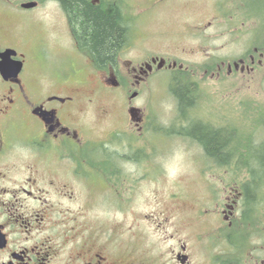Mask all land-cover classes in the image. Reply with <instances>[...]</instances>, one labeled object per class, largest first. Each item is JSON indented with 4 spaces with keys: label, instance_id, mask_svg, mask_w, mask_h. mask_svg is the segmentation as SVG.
<instances>
[{
    "label": "flooded vegetation",
    "instance_id": "flooded-vegetation-1",
    "mask_svg": "<svg viewBox=\"0 0 264 264\" xmlns=\"http://www.w3.org/2000/svg\"><path fill=\"white\" fill-rule=\"evenodd\" d=\"M81 1L118 28L108 62L97 61L80 45L74 13L61 0H0V264H194L196 247L210 252L205 263L220 264L212 247L228 246L237 223L249 226L243 220L248 197L242 186L228 191L221 180L214 191L208 183L207 200L187 193L155 197V215L141 216L132 204L143 175L132 180L125 165L148 173L147 138L163 136L146 107L148 83L158 72H170L171 83L192 78L193 71H203L204 78L209 71L211 78L250 74L263 67L264 52L253 47L219 62L206 57L190 69L177 55L149 47L141 24L153 9L170 2L189 6L193 0H143V6ZM28 2L36 6L23 8ZM46 4L59 18L50 27ZM138 7L140 13H133ZM201 24L207 27L202 20L195 34L183 33L194 37ZM199 38L207 43L205 36ZM202 44L189 49L198 52ZM189 82L192 90L200 87ZM105 96L114 106L100 109L98 101ZM174 103L179 116L175 98ZM187 200L189 212L183 214ZM250 204L255 215L258 204ZM117 215L143 223L138 246L133 222L117 229ZM258 249L248 251L240 264H264V240Z\"/></svg>",
    "mask_w": 264,
    "mask_h": 264
},
{
    "label": "rangeland",
    "instance_id": "rangeland-1",
    "mask_svg": "<svg viewBox=\"0 0 264 264\" xmlns=\"http://www.w3.org/2000/svg\"><path fill=\"white\" fill-rule=\"evenodd\" d=\"M120 1L122 3L123 1L125 3L126 1L130 2L134 6L140 3L137 5L142 4L141 6H143V0ZM172 3L147 13L146 20L141 24L142 31L147 35L150 42L149 47H153L158 52L177 55L179 58L177 60L184 63L185 66H189L190 69L195 67V64L201 65L207 60L206 57L217 59L216 62L236 59L249 49L252 41H255V36L259 38V41L256 42L262 44V47L264 45V35L261 32L262 27L259 18H249L250 15L244 16L248 10L244 7L243 0H193L189 6L179 7H175ZM257 4L259 13L264 16V0H257ZM144 7L146 6L144 5ZM43 8L46 15L45 25L50 27L53 21L59 19L58 15L50 11V4H46ZM140 9L141 7L136 8L133 13H140ZM184 18H189L190 21L185 23ZM202 20L207 27L204 29L201 24V30L196 32L194 37L189 33L188 35L183 33L185 31H198V24ZM193 21H195V26L191 25ZM208 22L210 25L207 24ZM39 32L43 33L44 31L41 29ZM199 36L208 38L207 43L206 39L199 38ZM201 41L203 48L200 51L192 52L189 49L198 46ZM67 42L69 46V39ZM183 49L187 53L182 54ZM192 73H194L193 76ZM190 75L192 78L184 77L186 83L190 84L189 81H194L199 83L200 87L197 86L196 89L198 90V101L193 108V113L186 112L184 119L180 118L174 111V98L169 90L172 74L168 71H160L148 83L146 93L147 115L150 120L155 122L157 125L155 128L162 132L163 136L150 135L147 138L145 163L148 164L147 171L150 170L148 173L145 171L136 173L135 167H131L129 163L125 165L132 173V180L138 179L139 174L143 175L141 180L143 182L141 184L139 182L138 187L133 189L134 203L132 207L137 215L142 216L146 213H154L155 215V197H158V200L165 199L173 193H187L197 198L205 195V200H207L209 194L205 187L208 183H212L214 185L213 190L218 191L220 184L218 181L225 180L228 183L227 189L229 191L234 189V184L240 183L245 176V173L230 174L229 166L222 167L213 163L205 157L204 152L196 143L184 136H178V131L186 128L188 122L204 123L206 121L204 124L208 123L217 128L228 126L223 128L224 131L221 134L224 137L229 134L233 135L237 144L239 142L241 145L247 146L249 140L252 139L255 142L264 141V130L261 126L264 124V59L263 67L250 74L239 71L229 76L223 73L221 77L211 78L209 71L207 77L204 78L203 71H193ZM186 83L181 85L187 86ZM107 104L114 106L105 96L104 99L98 101L97 106L102 109L107 107ZM91 117H95L94 112ZM177 146H183L187 153V166L181 174L175 178H170L166 174L163 164ZM154 166L157 167V172L151 170ZM255 201L260 213V232L256 231L255 234L257 235L250 237H254L252 243L251 241L248 242L251 251L258 252V247L264 240V197ZM184 205L186 207L183 214L189 212V201L187 200ZM129 218L122 219L117 215L115 220L117 229H121L119 224L127 226L133 222V244L138 246L142 241L140 234L143 223L138 219ZM147 231L150 230L147 229ZM258 238L260 243L257 241ZM197 248L192 251V261L194 264H203L205 263L204 258L208 259L205 255L210 254V252L208 253V250L199 251ZM212 248L214 257L221 259H226L232 249L229 243L226 247H218L217 245Z\"/></svg>",
    "mask_w": 264,
    "mask_h": 264
},
{
    "label": "trees",
    "instance_id": "trees-1",
    "mask_svg": "<svg viewBox=\"0 0 264 264\" xmlns=\"http://www.w3.org/2000/svg\"><path fill=\"white\" fill-rule=\"evenodd\" d=\"M61 2L74 13L77 24L75 28L78 32L80 45L92 51L96 55L97 61L108 62L107 56L111 55L110 53L117 44L118 28L109 26L110 18L96 15L81 0H61ZM243 2L244 7L248 10L244 16L250 15L249 18H259L262 27L261 32L264 35V16L258 11L257 0H243ZM255 37V41H252L249 50L251 51L253 47H259L260 51L264 52V45L262 47V44H258L256 41H259V38ZM183 83H186V80L181 76V81L174 80L169 87L171 95L178 101L179 116L182 119L186 117V112L197 104H195V101H198V90H192L188 82L186 83L187 86L181 85ZM187 125L179 134L200 145L207 159L222 167L229 166L230 174L245 173L238 184L242 186L246 197H248V200L245 201L246 208L243 220L249 223V226L244 224L241 228V226H238L239 223L233 226V231H231V235L229 234L231 252L226 256V259L220 261V264H239L245 253L251 251V246L249 247V242L245 239L257 235L255 232L259 231L260 213L258 211L255 212V215H252V211L249 212V210L252 207L251 202L264 197V141L255 142L252 139L245 146L239 142L237 144V140L233 135L222 136L223 128L228 126L217 128L198 121L188 122ZM261 126L264 130V124Z\"/></svg>",
    "mask_w": 264,
    "mask_h": 264
},
{
    "label": "clouds",
    "instance_id": "clouds-1",
    "mask_svg": "<svg viewBox=\"0 0 264 264\" xmlns=\"http://www.w3.org/2000/svg\"><path fill=\"white\" fill-rule=\"evenodd\" d=\"M187 166V153L183 146H177L170 157L164 162L163 167L170 178H175L181 174Z\"/></svg>",
    "mask_w": 264,
    "mask_h": 264
},
{
    "label": "water",
    "instance_id": "water-1",
    "mask_svg": "<svg viewBox=\"0 0 264 264\" xmlns=\"http://www.w3.org/2000/svg\"><path fill=\"white\" fill-rule=\"evenodd\" d=\"M34 6H36V3H34V2H28V3L22 5V7L25 9H30V8H33Z\"/></svg>",
    "mask_w": 264,
    "mask_h": 264
}]
</instances>
